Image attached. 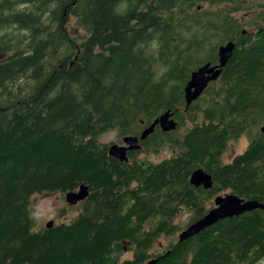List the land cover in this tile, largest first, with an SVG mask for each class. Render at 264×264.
Segmentation results:
<instances>
[{
    "label": "trees",
    "instance_id": "trees-1",
    "mask_svg": "<svg viewBox=\"0 0 264 264\" xmlns=\"http://www.w3.org/2000/svg\"><path fill=\"white\" fill-rule=\"evenodd\" d=\"M256 1L26 0L23 11L0 1V264H264V210L152 252L182 211L189 226L223 193L264 204V33L238 39L219 81L185 102L192 72L217 63L240 33L235 14ZM204 3L228 8L198 10ZM72 20L83 36L69 33ZM11 26L27 34L12 38ZM169 110L178 130L158 127L144 143L169 158L120 162L101 142L110 131L139 136ZM244 135L247 149L224 163ZM199 168L211 190L191 185ZM83 184L76 217L35 230L36 196ZM126 248L133 258L122 261Z\"/></svg>",
    "mask_w": 264,
    "mask_h": 264
},
{
    "label": "water",
    "instance_id": "water-1",
    "mask_svg": "<svg viewBox=\"0 0 264 264\" xmlns=\"http://www.w3.org/2000/svg\"><path fill=\"white\" fill-rule=\"evenodd\" d=\"M235 48L236 44L234 42H229L226 45L220 46L218 49L219 63L217 65L213 66L212 63L209 62L192 72L191 78L185 86L186 110L202 97L210 83L217 81L221 77L223 70L234 54ZM178 125L179 123L175 119V113L169 110L156 118L154 122L143 131L140 137L134 135L125 136L123 138L124 145H110L109 155L120 162H129L128 152L140 151L142 149L141 142L149 139L158 127L164 133H171L178 130ZM260 132L264 134V123L260 128ZM190 183L196 188L203 187L205 190H211L214 181L211 174L199 168L192 173ZM89 195V187L83 184L77 191L66 193L65 198L69 205L75 206L85 201ZM256 210H264V204L257 200L247 201L231 193L217 196L214 199V208L204 217L184 229L179 234V242L189 240L222 220L239 217L245 213L254 212ZM54 225V221H49L46 223L45 228L51 229ZM157 261L158 259H153L147 264H156Z\"/></svg>",
    "mask_w": 264,
    "mask_h": 264
},
{
    "label": "rangeland",
    "instance_id": "rangeland-1",
    "mask_svg": "<svg viewBox=\"0 0 264 264\" xmlns=\"http://www.w3.org/2000/svg\"><path fill=\"white\" fill-rule=\"evenodd\" d=\"M2 1V0H0ZM14 4L13 10L14 11H23L27 8H31V4H28L26 0H10ZM264 4V0H258L254 3L251 4L250 8H253L252 12L254 17H257L260 15V12L262 11V8L259 7L261 5L259 4ZM221 7H228V6H213L208 3H204L199 5V9L204 10V11H216V9H219ZM246 10H242L241 12H238L235 14V18L242 21H248L244 20L242 18L244 16ZM68 31L71 35L74 36H83L85 32L76 26L74 20L68 22ZM5 34H10V37L12 38H18L22 39L23 36H25L27 33H23L20 31L16 26H11L7 30L4 31ZM186 119V124L189 122ZM184 131L183 128H180L179 132L182 133ZM120 140L119 133L117 131H110L108 133H105L101 137V142L107 145L111 144H118ZM250 140L249 137L244 135L240 139L236 141H231L226 150L224 151L223 154V162L224 163H229L236 155L242 154L247 147L249 146ZM172 155V150H170L167 147H161L158 152H155L153 147L150 145L149 146V152H140L137 155V158L139 159H148L150 161L154 162H160L166 158L171 157ZM230 194V192L223 193L221 195H226ZM66 194L62 193H47L43 195H38L34 199V204H33V211H34V216L36 218V228L35 230H39L43 227H45L46 223L49 221H54L56 224L59 223H65L69 222L72 220L74 217H76L81 209V204H77L75 206H71L66 202L65 198ZM192 214L188 211H182L181 214L177 217L175 220V224L178 228V231L172 235V236H162L160 239H158L155 242L153 251L154 253L157 252H163L166 247L171 243V242H176L178 241L179 234L187 228L188 224L191 222ZM150 226H148L149 228ZM129 248H126L125 251L121 255V260H130L133 258V252L128 250Z\"/></svg>",
    "mask_w": 264,
    "mask_h": 264
},
{
    "label": "flooded vegetation",
    "instance_id": "flooded-vegetation-1",
    "mask_svg": "<svg viewBox=\"0 0 264 264\" xmlns=\"http://www.w3.org/2000/svg\"><path fill=\"white\" fill-rule=\"evenodd\" d=\"M261 1H263V0H261ZM259 5H261L259 7L262 8V11L260 12V15H258L257 17H254V15H253L254 12H252L253 11L252 10L253 8H249V9H247L245 11L247 13H245L244 16L242 17V18H244V20L246 19L248 21H245L244 22L242 20H239V22H240V33H238L235 36V37H237V40H229V39H226L225 42H224V44H221L220 46L226 45L229 42H234L237 45L238 39H242V41L245 42L246 44L255 43V42H257V41L260 40V36L264 33V4H261L260 3ZM226 8H228V7H226ZM198 10H200L199 7H198ZM218 54L219 53L217 52V63L212 64L213 66L214 65H217L219 63V55ZM219 79L217 81H219ZM217 81H215V82H217ZM212 83H214V82H212ZM145 129L146 128H144L142 130V132L140 133L139 137L142 135V133H143V131ZM123 138L124 137H121L120 138L118 145H124ZM145 142L146 141L141 142L142 149L140 151L128 152L129 161H130V157L132 155L133 156L134 155H138L142 151L146 152V149H145V146H144V143ZM111 145H113V144H111Z\"/></svg>",
    "mask_w": 264,
    "mask_h": 264
}]
</instances>
